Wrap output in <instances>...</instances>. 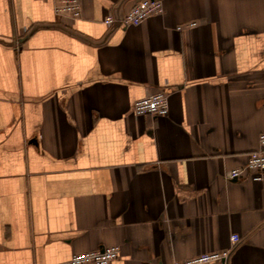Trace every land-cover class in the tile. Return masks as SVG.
Here are the masks:
<instances>
[{
    "label": "crops",
    "instance_id": "1",
    "mask_svg": "<svg viewBox=\"0 0 264 264\" xmlns=\"http://www.w3.org/2000/svg\"><path fill=\"white\" fill-rule=\"evenodd\" d=\"M0 0V264H173L240 241L264 264V175L229 178L264 132V0ZM195 22V26H189ZM182 27V28H179ZM169 92L166 115L134 101Z\"/></svg>",
    "mask_w": 264,
    "mask_h": 264
},
{
    "label": "built area",
    "instance_id": "2",
    "mask_svg": "<svg viewBox=\"0 0 264 264\" xmlns=\"http://www.w3.org/2000/svg\"><path fill=\"white\" fill-rule=\"evenodd\" d=\"M55 13L60 16L79 18L82 13L80 0H57ZM163 10V0H138L129 11L120 17L107 15L103 21L107 26L115 23L124 27L138 25L150 15L160 13ZM192 22L189 26H195ZM182 28V27H179ZM132 111L135 115H166L169 112V92L159 90L146 94L134 101ZM264 175V132L259 135V147L249 153L247 161L230 170L229 178L238 179L251 177L260 180ZM240 237L231 235V244L228 248L204 252L189 258L175 260L173 264H228L231 252L234 250ZM121 255L119 245L103 246L98 249L72 254L71 264H110Z\"/></svg>",
    "mask_w": 264,
    "mask_h": 264
}]
</instances>
